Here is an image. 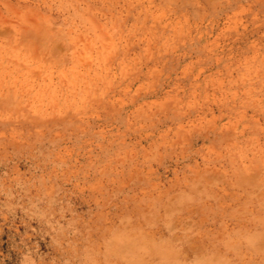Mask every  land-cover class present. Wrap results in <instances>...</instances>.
<instances>
[{
    "label": "rangeland",
    "instance_id": "1",
    "mask_svg": "<svg viewBox=\"0 0 264 264\" xmlns=\"http://www.w3.org/2000/svg\"><path fill=\"white\" fill-rule=\"evenodd\" d=\"M0 264H264V0H0Z\"/></svg>",
    "mask_w": 264,
    "mask_h": 264
}]
</instances>
